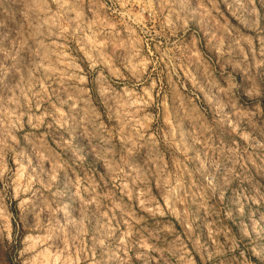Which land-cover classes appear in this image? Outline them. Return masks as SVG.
Returning <instances> with one entry per match:
<instances>
[{
	"label": "clouds",
	"instance_id": "obj_1",
	"mask_svg": "<svg viewBox=\"0 0 264 264\" xmlns=\"http://www.w3.org/2000/svg\"><path fill=\"white\" fill-rule=\"evenodd\" d=\"M0 264H264V0H0Z\"/></svg>",
	"mask_w": 264,
	"mask_h": 264
}]
</instances>
